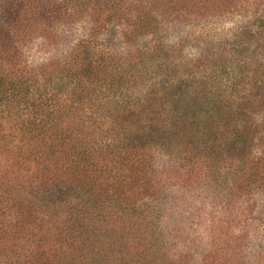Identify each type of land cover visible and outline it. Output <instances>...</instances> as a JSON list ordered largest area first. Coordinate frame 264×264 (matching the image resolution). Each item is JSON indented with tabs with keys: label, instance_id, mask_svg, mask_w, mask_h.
I'll use <instances>...</instances> for the list:
<instances>
[{
	"label": "trees",
	"instance_id": "1",
	"mask_svg": "<svg viewBox=\"0 0 264 264\" xmlns=\"http://www.w3.org/2000/svg\"><path fill=\"white\" fill-rule=\"evenodd\" d=\"M196 1L0 0V264H75L71 234L92 232L93 244L129 214L160 230L164 189L149 166L177 139L182 159L192 155L176 169L190 174L187 189L220 186L222 168L226 189L243 181L264 194V0L206 17L184 63L154 31ZM90 5L84 19L73 14ZM77 20L83 38L25 59L35 31L63 39L55 27ZM83 254L76 264H88Z\"/></svg>",
	"mask_w": 264,
	"mask_h": 264
},
{
	"label": "rangeland",
	"instance_id": "2",
	"mask_svg": "<svg viewBox=\"0 0 264 264\" xmlns=\"http://www.w3.org/2000/svg\"><path fill=\"white\" fill-rule=\"evenodd\" d=\"M232 5V0H215L209 5L197 0L188 6L186 4L187 9L182 10L178 24L165 28L158 20L154 34L165 50L174 49L178 59L186 63L196 54L197 35L207 28L200 26L202 21L206 17L216 16L221 7L228 10ZM90 7L75 10L73 14L84 19ZM195 19L199 23L192 25ZM81 25L82 21L77 20L69 27L56 26L55 29L64 34L60 35L65 39L51 34L45 40L39 31H35L24 45L25 59L34 64L48 60L53 55L59 56L63 48L55 42L67 46L70 40L83 38ZM224 25L230 27L232 21L226 20ZM151 36L146 30L139 32L132 43L143 48L151 42ZM174 144L172 150L160 147L154 150L152 166H149L158 172L156 180L164 189V199L160 203L156 221L160 230L149 231L144 220L129 214L118 218L116 224H110V230L101 237L102 240L93 244L92 232L84 235L87 236H83L86 238L84 240L79 235L71 234L68 242L76 259L75 264L83 253L88 264H168V261L171 263L172 259L174 261L177 258L179 264H215L218 258L222 259L220 264H264V194L254 193L252 183L250 189H245L243 181L238 187L232 183L226 189L232 176L223 174L222 168L219 169L222 175L220 186L207 188L203 185L202 190L187 189L185 183L190 181V174L179 175L176 169L181 163H190L192 155L187 154L183 160L181 140L177 139ZM147 165L148 160H145L144 168L147 169ZM220 187L224 190V202L215 193L221 191ZM5 218L0 216V224L7 221ZM59 252L64 261L69 260L65 252ZM205 254L207 258L204 260Z\"/></svg>",
	"mask_w": 264,
	"mask_h": 264
}]
</instances>
